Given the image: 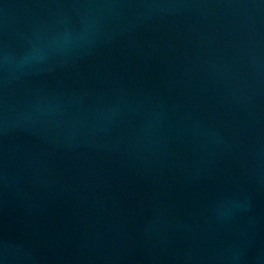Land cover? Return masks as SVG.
<instances>
[{"label": "water", "instance_id": "water-1", "mask_svg": "<svg viewBox=\"0 0 264 264\" xmlns=\"http://www.w3.org/2000/svg\"><path fill=\"white\" fill-rule=\"evenodd\" d=\"M0 259L264 264V0H0Z\"/></svg>", "mask_w": 264, "mask_h": 264}, {"label": "clouds", "instance_id": "clouds-1", "mask_svg": "<svg viewBox=\"0 0 264 264\" xmlns=\"http://www.w3.org/2000/svg\"><path fill=\"white\" fill-rule=\"evenodd\" d=\"M68 39L69 37L67 35L58 34L57 36L52 37L46 44L34 46L21 58L5 55L4 63L9 67L22 68L33 61L42 60L46 55V48L59 47L62 43H67ZM230 206H235V202H230ZM0 264H4L3 259H0Z\"/></svg>", "mask_w": 264, "mask_h": 264}]
</instances>
